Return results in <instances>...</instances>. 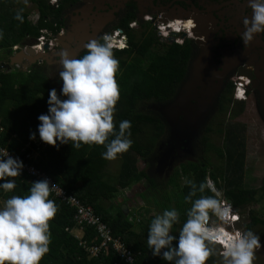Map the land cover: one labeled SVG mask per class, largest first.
<instances>
[{
    "label": "trees",
    "instance_id": "1",
    "mask_svg": "<svg viewBox=\"0 0 264 264\" xmlns=\"http://www.w3.org/2000/svg\"><path fill=\"white\" fill-rule=\"evenodd\" d=\"M19 9L17 0H0V32L3 33L0 38V64L9 63L12 47L24 45L26 34L36 37L42 28L56 32L51 23L43 22L42 17L35 25L30 24L26 20L27 13ZM17 13L22 17V22L15 19ZM131 20H135L134 14L118 25L127 36L125 47L113 49V55L119 61L115 79L120 93L113 114V124L118 126L121 120H129V138L132 141L130 148L118 155L120 163L115 175L111 174L112 160L101 158V152L105 150L102 145H81L79 149H75L70 144L53 147L41 141L35 142L38 135L34 140L29 139V133L36 132L39 123L37 116L47 112L48 90L54 88L48 81L45 65L32 66L28 71H22L15 65L0 69V145L23 163L27 162L43 172L65 196L91 207L92 214L101 224L110 228L112 236L119 238L132 257L131 261L120 259L109 246L106 252L101 248L96 257L88 256L82 243L85 242L87 246L98 245L101 239L97 236L96 226L84 221L77 225L74 218L75 207L67 199L57 197L50 191L49 199L55 202L57 211L49 221V251L40 264H169L159 256H152L147 246V230L153 216L145 217L142 212L148 210L145 208L142 211H128L125 215L121 212V205L129 202L127 197L122 199L124 193L138 182L147 183V189L138 194L139 198L156 209L153 214H160L171 208L179 212V223L171 230L174 235L178 234L186 219L185 210L190 207V202L184 201V196L189 191L186 180H192L198 185L205 176L210 177L216 188L222 190L223 196L239 210L256 203L264 196V180L258 188L245 186L242 181L244 127L241 124L229 123L225 127L222 147L214 146L208 139L204 140L203 150L214 151L220 162L219 165L212 166L208 173L207 168H202L200 163L185 162L177 164L172 175L164 182L157 175L149 173V170L138 168L139 157L149 162L148 167L154 164L158 145L168 137L167 126L155 107L168 103L176 94L186 75L188 62L194 52V43L188 38L181 44L167 42V39L157 35L150 22L141 23V30L135 32L127 28ZM178 24L183 30L186 29L184 24ZM168 29L177 32L173 28ZM84 53L85 50L77 58ZM235 105H238V111L243 109V101H236ZM222 131L220 127L212 131L207 122L200 130L201 136L206 138V133L208 135L209 132ZM34 150L38 151L32 157ZM12 179L16 181V188L9 193L0 191V205L11 195H27L31 182L40 180L23 172ZM181 179L184 181L181 182ZM163 182L165 185L169 182L176 191L169 193L170 196H166L167 192L163 191L159 194L160 198H150L152 195L149 196V191L156 192ZM166 188L168 187L165 186V190ZM204 194L211 195L207 190ZM117 198H121L120 201H116ZM247 218L249 223L245 225L246 228L264 224V218L256 214L254 209L248 211ZM66 228H82V239H78ZM103 256L104 261L101 260ZM214 263L215 256L212 255L206 264Z\"/></svg>",
    "mask_w": 264,
    "mask_h": 264
},
{
    "label": "clouds",
    "instance_id": "2",
    "mask_svg": "<svg viewBox=\"0 0 264 264\" xmlns=\"http://www.w3.org/2000/svg\"><path fill=\"white\" fill-rule=\"evenodd\" d=\"M248 8L251 19H242L244 31L240 37L245 46L256 34L264 32V0H248ZM15 19L22 22L19 13ZM186 26L191 27L192 21H187ZM166 31L172 32L174 37L180 34L170 29ZM120 46L118 49L124 48ZM113 48V37L104 33L85 43V53L79 58L70 59L66 51L60 52L57 74L62 81L60 93L55 88L48 90L47 112L37 116L39 123L36 132L29 133L30 140L38 135L47 145L70 144L75 149L81 145H102L105 150L101 158L109 161L130 148L131 122L121 120L118 126L113 124L120 97L115 79L119 61L113 55ZM235 98L245 100V96L235 95ZM138 159L140 161V157ZM23 167L18 157L0 149V191L13 192L16 181L12 178L20 176ZM185 183L189 191L184 201L190 202V207L185 210L186 219L178 234L171 232L179 223L180 214L175 208L163 210L150 221L146 243L152 256H159L169 264H206L208 258L215 255L212 246H219L223 264H253L255 252L261 248L260 236L250 229L229 232L223 227L238 221L239 209L233 207L229 199L225 198V202L219 199L220 192L208 176L198 185L192 180ZM54 187L47 178L36 180L31 182L27 195L14 194L3 200L0 264H40L48 253L49 221L57 211L55 202L49 199ZM206 190L211 195H205ZM213 217L215 220L211 219ZM67 231L82 239L80 229L67 228Z\"/></svg>",
    "mask_w": 264,
    "mask_h": 264
},
{
    "label": "flooded vegetation",
    "instance_id": "3",
    "mask_svg": "<svg viewBox=\"0 0 264 264\" xmlns=\"http://www.w3.org/2000/svg\"><path fill=\"white\" fill-rule=\"evenodd\" d=\"M17 7L27 13L26 20L30 24L35 25L37 20L42 17L43 22L51 23L56 32L51 31L49 34L46 32V35H43L41 31L47 29L42 28L36 37L26 34L24 45L13 46V52L9 57L23 51L26 47H31L35 54L50 55L59 53L61 46L58 44V40L61 38L60 36H66L70 32L74 23L78 27L88 28L84 32V36L73 37L74 42L84 41L87 43L90 39L95 40L104 33L111 34L114 31H118V34H114L115 40H118L120 34H124L123 29L118 25L127 20L131 14L135 15V20H131L127 24V28L133 31L143 23L142 20L146 21L144 16L148 17L146 22L150 23L157 18L158 21L160 19L173 20L171 23L176 20L185 26L187 21L191 20V27H194V21L198 15L206 16L209 14L212 17L213 25L209 22L208 26L214 33L213 60L218 70L224 71L225 75L213 109L209 112L207 123L212 122L214 116L220 113L219 103L224 101L226 97L236 100L234 95V82L236 80L244 83L245 100H250L254 104L258 119L264 123L257 89L261 84L260 80L264 77V32L256 34L247 46L243 44L240 38L244 31L242 19L244 17L251 19L248 0H142L140 4L136 0H25L24 3L17 0ZM133 22L136 24L131 27L130 24H133ZM167 26H164V28L168 30ZM191 27L186 26L187 30H182L188 32ZM44 41L45 43H43ZM126 41L127 36H125V43H127ZM118 45L120 46L121 42ZM193 51L189 62L197 53L195 43ZM24 62L25 59L22 63ZM41 64L47 68L49 78L57 90L58 86L62 84L61 80L59 84L56 83L57 79H60L57 75L60 71L59 65L49 64L46 59L40 61L37 59L36 62L25 67L18 63L14 65L22 71H28L32 66ZM52 72H54L53 76L51 75ZM215 112L216 114H214ZM200 134L199 131L190 148H186L181 143L173 144L172 148L166 147L167 137L164 142L158 145L157 155L153 159L154 164L151 167H148L149 162L143 157H140V161H143L149 173L157 175L158 178L164 168L170 167L172 161H176L177 164L185 162L200 163L202 168H207L208 173L212 170V166H210L209 159L205 156L207 154L214 155L215 152H205L203 150L204 140H209V137H199ZM131 188L129 187L127 190Z\"/></svg>",
    "mask_w": 264,
    "mask_h": 264
},
{
    "label": "water",
    "instance_id": "4",
    "mask_svg": "<svg viewBox=\"0 0 264 264\" xmlns=\"http://www.w3.org/2000/svg\"><path fill=\"white\" fill-rule=\"evenodd\" d=\"M136 1L139 4L142 2V0ZM211 18L209 14L197 16L195 26L190 31L193 36L192 39L197 46V53L189 62L185 78L172 100L155 107L168 129V144L166 147L172 148L173 144L176 143H181L186 148L191 147L192 142L204 126L209 112L213 109V105L221 89L225 73L218 70L213 60L214 33L208 26L209 22L213 25ZM87 30V27H78L74 23L70 32L66 36H60L61 38L58 40V44L61 46L60 52L66 51L70 59L77 58L85 50V42L75 43L73 37L84 36V32ZM179 35L182 38L186 36L185 33H180ZM167 41L172 43L173 37L168 38ZM60 52L41 55L35 54L31 47H26L23 51L12 55L8 64L0 65V69L8 68L17 63L24 67L29 66L31 63L36 62L37 59L38 61L46 59L49 64L53 63L60 66ZM24 59L25 62L22 63ZM260 81L261 84L257 89L259 91L264 119V77ZM60 82V79H57L56 83L59 84ZM60 87L58 86L57 93H60ZM121 209L122 214L125 215L127 211L126 204H122ZM101 260L104 261V256L101 257Z\"/></svg>",
    "mask_w": 264,
    "mask_h": 264
},
{
    "label": "rangeland",
    "instance_id": "5",
    "mask_svg": "<svg viewBox=\"0 0 264 264\" xmlns=\"http://www.w3.org/2000/svg\"><path fill=\"white\" fill-rule=\"evenodd\" d=\"M21 2L24 3L25 0H21ZM144 18L146 17L144 16ZM156 19L153 22H151V24L153 25V29L155 31H157V28H159L163 24ZM146 21H148L147 18H146ZM146 21L142 20V22H146ZM135 24L136 23L133 22V24H131V27H133V25ZM140 30L141 29L138 27L134 31L139 32ZM51 31L52 30L49 31L47 29L41 32L43 35H46V32L49 34L51 33ZM161 33H164V32H161ZM157 35L161 37L160 32L158 31H157ZM170 37H173V41H176L178 38L180 40L182 39L179 37V35H177L176 37L170 35L169 38ZM186 38L189 39V36L187 35L185 39ZM43 43H45V41ZM53 74L54 72L51 73L52 76ZM47 78H48V81L50 82V85H53L54 87V84L50 80L48 73H47ZM54 88L56 89V87ZM243 101H245L243 102V109L239 111L237 110V108L239 109L238 105H235L236 100H234L233 98L231 99L230 97H226L224 101H221L219 103L220 108H218L220 110V113L216 114L215 112L214 114H216V116H214V118L212 119V122H209V124H210V127H212V131L217 127H220L221 129H223V131L221 133L209 132L208 135L207 133L205 135L209 137L210 142L214 146L222 147V144L224 142L223 138L225 136V127L229 125V123H232L234 125L241 124L244 127V133H243L244 135V144H243L244 171L242 174L243 176L242 181L245 186L252 187V188H258L264 180V123L263 121L258 119L254 104L250 100L248 101L243 100ZM207 120L208 119H206V121L204 122V126ZM199 136H201V134ZM38 141H40V139H38ZM167 144L168 143L165 142V146ZM26 146H28V144ZM34 151L37 152L38 150H34ZM205 157L209 159L210 166H217L220 164L215 154L214 155L207 154ZM119 163H120L119 156H117L116 159L110 162V169L112 171L111 174H114V175L116 174L118 170L117 166H119ZM137 166L139 169H143L144 171H146L143 161H139V159H137ZM176 166H177L176 161H172L169 168H164L161 171V175L159 179L160 180L163 179L164 182H166L168 178L172 175ZM213 169H215V167H213ZM183 181L184 179H181V182ZM164 182L160 184L159 190H157L156 192L153 193L151 192V190L149 191L150 193L149 196L152 195L150 196V198H153V197L160 198L161 196L159 194H161L163 191L167 192L166 196L167 195L170 196L169 193H173L174 190L176 191V189L171 188L169 182H167L166 185L164 184ZM165 186L168 187L166 188V190H165ZM145 189H147L146 182L144 183V181H142V182L135 183L132 185V188L129 191L126 190V192L124 193L125 195L122 197V199H124L125 197L128 198L129 202L126 203L128 211L136 212L138 209L142 211L146 208L148 211L142 212L143 215L145 217L146 216L154 217V215L159 214V213L153 214V212H155L156 209L152 207L151 204L146 203L144 199L139 198L138 192L141 193ZM218 190L220 192L219 199L225 202V197L223 196L222 190L220 189ZM124 191L125 190H123V192ZM120 199L121 198H117L116 201H120ZM141 207H143V209ZM250 209H254V212L256 214L264 218V196L260 197V199L256 203H253L249 205L248 207H245L244 209H241L238 212H236L238 215L237 216L238 221L236 223H233L230 225L224 224L223 227L229 232L236 231V230L244 231L245 229H250L256 235L260 236L261 248L255 252V259L253 261V264H264V224H255L251 226L250 228L245 227V225L249 223L248 218H247V213ZM128 211H126V214L128 213ZM211 219L215 220L214 217ZM212 247L215 250V255H214L215 263L214 264H223L222 257L220 255V247L219 246H212Z\"/></svg>",
    "mask_w": 264,
    "mask_h": 264
},
{
    "label": "built area",
    "instance_id": "6",
    "mask_svg": "<svg viewBox=\"0 0 264 264\" xmlns=\"http://www.w3.org/2000/svg\"><path fill=\"white\" fill-rule=\"evenodd\" d=\"M146 18H148V17H146ZM131 24H130V26H131ZM162 26H163V30L159 29ZM159 28H157V30L160 33L164 32V33H161V38L162 39H165V38L168 39L170 35H172V36L174 35V34H172V32L164 30V25L163 24ZM177 33H180V32L177 31ZM181 33H185V32H181ZM108 34H110V33H108ZM114 34H118V31H114L113 33L110 34L113 37L114 48H120L121 46L118 45L120 42H122L121 45H123V47H124L126 45L125 44V35L124 34H120L119 39L118 40H114V38H115ZM185 34H186V36L188 35L187 33H185ZM180 38H182V37H180ZM182 41H183V38L181 40L178 38L175 42L182 43ZM239 78H241V77H239ZM245 82H247V81H245ZM234 87H235L234 88L235 95L238 98H240L239 96L244 97V92H245L244 91V83L241 82L240 80H236L234 82ZM38 139H36V142H39ZM0 149L8 151L9 155L13 156L14 158L17 157L16 155H14L12 152L7 150L5 147H2L1 145H0ZM21 151L23 152L24 148H22ZM36 154H37V152L34 151L33 154H32L33 155L32 157H34ZM23 165H24V167L22 169L23 173H26V174H28L30 176H33L36 179L47 178L49 180L50 184H54L49 177H47L43 172H41L38 169L34 168L31 164H28L27 162H24ZM51 191L54 192L57 197H61L63 199H67L69 204L71 206L75 207L76 215H75L74 218L76 220L77 225H80L81 222L84 221L86 223H89V224H92V225L96 226V233L98 234L97 236L101 239L100 242L98 243V245L91 244L90 246H87L85 242L82 243V247L87 252L88 256L96 257L98 255L99 251L101 250V248H104L105 252H106L107 251V247L109 246L110 248H113V250L116 252L117 256L120 259L124 258L127 261H131L132 260V257L130 255V251L128 250V248L125 247L124 244L120 242L119 238H114L112 236L111 230H110V228L108 226H106L104 224H101L98 221L99 219L94 214H92V210H91L92 208L91 207L81 205L74 198L65 196V193L61 189H59L56 185ZM81 229L82 228H80V230ZM66 230H67V228H66ZM82 235H83V231L81 230L80 231V237Z\"/></svg>",
    "mask_w": 264,
    "mask_h": 264
},
{
    "label": "bare ground",
    "instance_id": "7",
    "mask_svg": "<svg viewBox=\"0 0 264 264\" xmlns=\"http://www.w3.org/2000/svg\"><path fill=\"white\" fill-rule=\"evenodd\" d=\"M160 21H162L161 23H163L164 25H168L167 27H169V28H173V29H175V30H177V31H179V32H185V33H187L188 34V36L189 37H193L192 36V33L190 32L191 31V29H192V27L189 29V31L188 32H186V31H183L182 30V26H180L178 23H179V21H174V23H170V22H172V21H169L168 23H167V21H165V22H163V20H159V22ZM181 21H183V20H181ZM176 22H178V23H176ZM194 23H195V21H194ZM176 24V25H175ZM170 25V26H169ZM176 27H177V29H176ZM178 28H179V30H178ZM160 29H162L163 30V26L160 28ZM164 30H167V29H165L164 28ZM185 30H187V29H185ZM190 32V33H189ZM120 44V43H119ZM121 44H122V42H121ZM245 81V80H244ZM240 98H241V96H239Z\"/></svg>",
    "mask_w": 264,
    "mask_h": 264
}]
</instances>
